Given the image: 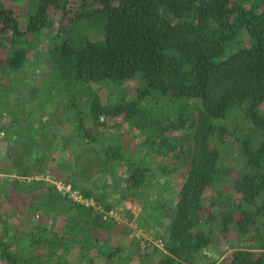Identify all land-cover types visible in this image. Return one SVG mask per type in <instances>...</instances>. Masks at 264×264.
<instances>
[{
    "label": "trees",
    "instance_id": "obj_1",
    "mask_svg": "<svg viewBox=\"0 0 264 264\" xmlns=\"http://www.w3.org/2000/svg\"><path fill=\"white\" fill-rule=\"evenodd\" d=\"M20 1L0 0V134L7 129L11 147L0 159V264H264V0H77L73 14L70 0H29L24 28ZM52 8L61 13L56 30ZM37 41L48 43L44 87L68 132L15 96L16 72ZM131 80L136 88L122 94ZM130 130L141 150L128 147ZM43 143L37 163L56 160V180L105 210L125 206V221L56 182L25 178L27 156ZM232 156L241 165L226 161ZM109 172L120 185L116 203L100 186ZM135 204L164 226L165 250L132 236ZM18 212L25 219L13 223ZM232 232L238 244L218 263L214 248Z\"/></svg>",
    "mask_w": 264,
    "mask_h": 264
},
{
    "label": "rangeland",
    "instance_id": "obj_2",
    "mask_svg": "<svg viewBox=\"0 0 264 264\" xmlns=\"http://www.w3.org/2000/svg\"><path fill=\"white\" fill-rule=\"evenodd\" d=\"M77 4H78L77 0H70L67 5V10H69L71 14H73L78 9ZM28 6H29V0H21L15 5L16 14L20 17L23 23L22 24L23 28L26 24V21L23 15L27 12ZM50 13L52 14V18H54V21L56 22V25L54 26L56 30L57 26L60 25L61 20H62L61 13L59 11H56L54 8L51 9ZM8 37H9L8 35H5V38L7 41H8ZM100 37H101V34L98 31V29L95 27L93 30V38H100ZM47 44H48L47 42L37 41L36 46L29 50L28 58H27L28 64L22 70H17L16 72V78H17L16 80L19 81L20 88L15 93V96L17 95L16 97L20 98V101H21L19 103L20 105L24 104L25 107L27 106L28 108L30 107L32 108L33 117L35 119H40L44 123L52 119L53 120L52 122H54V124L53 126L50 127V129L54 128L53 131L55 132H61V133L68 132L69 126L68 124L63 123V121L66 122V120H64L65 118L63 115L62 107H61V104L58 103L59 101H58L57 96L55 95L54 90L48 91L44 87V79L46 75L43 74L44 73L43 70L46 71L45 67H46L47 60H46L45 55H46ZM9 45L8 44L7 46L3 45L2 50H7ZM38 51H40V53ZM136 86H137L136 80L128 81V83L124 85V87L126 88V91L122 92V94L124 93L128 95L127 93H131L136 88ZM95 87L97 88L99 93L102 94L103 98H105L106 100L116 99L118 95L117 92H110L109 89L103 85H95ZM57 104H60L59 108ZM35 124L37 126L40 125V123H38L37 121L35 122ZM6 131L7 129L4 132H1L0 134V151H1L0 159L1 160L2 158H4L7 150L11 151V147L7 143V140L3 138ZM124 134L127 140L126 143L128 144L129 148L134 147L135 150L142 149V146H141L142 138H140L135 132L130 130V131H126ZM73 143L75 146L78 147L81 145V140L79 138H75ZM60 147H61L60 144L57 145V148L53 146V149L54 148L56 149L55 151H53V156H55V158H58L57 156H59L58 154L60 152ZM48 149H49V145L47 143H43L41 145V150L38 152L40 153L39 156H37L38 153L27 156L26 159L27 160L29 159V161L32 162V164L29 167V170L33 176H29L25 178H28L29 180L32 178H44L52 182H61V181L56 180L55 177H53L54 174L49 170V167H52V169L55 171L56 169L55 164L57 162L56 160L53 162V160L51 159L48 167H46L45 164L43 165L42 163H37L41 161L42 154L46 155V152L48 151ZM226 161H228V163L230 164H233L234 166L241 165V163H239L238 160L233 156L228 158ZM115 171L117 174L124 177L126 174V167L120 166L118 168H115ZM5 176L6 175L0 173V180L6 178ZM183 177H184L183 175L182 176L177 175L174 177L175 181L173 182L174 184H172L174 191H178V189L180 188L179 179ZM23 178L24 177H22V179ZM100 186H105L108 192L113 191V195H111L112 201H115L116 203L118 194H119L118 191H119L120 185L119 183H117V180L111 176V172H109V174H107V176L103 179ZM0 196L2 195L0 194ZM6 203L2 204L3 205L2 209L10 210L9 205ZM136 204H135V207H137L138 209L135 210L136 211L135 214L137 218V221L135 222L140 226L139 228H141L143 232L151 233L153 236L159 237L160 235V238L163 239L162 234L164 232V228H163L164 226L159 225V224L156 225L157 223H155V217L153 216L151 217L149 215L151 211H148L147 209L145 211L141 205H136ZM113 208L117 209L122 215V217L125 218V215H126L125 206H122L121 204L116 203V205ZM10 218L12 219L13 223H16L22 219H25V214L18 212L14 214L13 216H11ZM39 218L40 216L38 218L34 217L32 221L29 222V226L27 228H30L31 226H37ZM138 219L142 222V224L144 223L150 224L152 225V227H150L149 229H146L145 226H142L141 224H139L140 222L138 223ZM160 224L162 223L160 222ZM18 227H20L21 229H24L21 226H18ZM131 232H133L134 234V228H132ZM140 234L141 233L139 231H136V233L133 236L138 237V238L140 237L142 241H145L144 238ZM229 237H232V238H229ZM235 237L236 235L234 232H232L230 235H227V238L219 237V242L214 248V251H216L215 255L218 258V261H217L218 263L222 262L224 258L226 261H228L232 247L235 246L234 242L235 244H238L236 243L237 240ZM243 244L248 245L249 243L247 241H243L241 245ZM131 260L133 259L125 258L121 261H123V264H139L138 262H136V260L135 261H131Z\"/></svg>",
    "mask_w": 264,
    "mask_h": 264
},
{
    "label": "built area",
    "instance_id": "obj_3",
    "mask_svg": "<svg viewBox=\"0 0 264 264\" xmlns=\"http://www.w3.org/2000/svg\"><path fill=\"white\" fill-rule=\"evenodd\" d=\"M57 183V188L62 191L63 193H68L70 196H72L75 200L81 201L87 205H92L96 210L102 211L104 214V218H111L113 217L114 219L118 221H125V219L122 217L120 212L112 208L110 210H105L100 206L99 204H96L92 199H87L85 198L82 194H80L78 191L72 190L70 185H67L62 182H56ZM131 228H134V234L136 231H139L141 236L144 238L145 241H142L143 246L148 245V244H153L156 245L158 248L165 250V243L164 240L160 237L153 236L151 233L148 232H143L140 226L135 222L132 221L130 222ZM146 231V230H145ZM132 232V236L134 235Z\"/></svg>",
    "mask_w": 264,
    "mask_h": 264
}]
</instances>
